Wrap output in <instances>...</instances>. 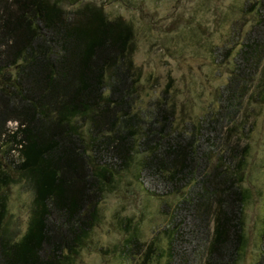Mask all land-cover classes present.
<instances>
[{
	"label": "trees",
	"instance_id": "trees-1",
	"mask_svg": "<svg viewBox=\"0 0 264 264\" xmlns=\"http://www.w3.org/2000/svg\"><path fill=\"white\" fill-rule=\"evenodd\" d=\"M81 1L0 0V264H74L100 200L138 153L135 180L149 172L182 194L166 264H183L178 253L190 246L203 254L201 264H236L247 244L243 208L251 192L243 186L248 144L235 122V92L264 66V0L237 43L218 108L182 129L168 87L148 109L137 105L132 24ZM20 182L33 197L15 239L4 227V190ZM155 247L146 246L144 260L160 256ZM123 248L142 250L134 232ZM192 257L186 264H198Z\"/></svg>",
	"mask_w": 264,
	"mask_h": 264
},
{
	"label": "rangeland",
	"instance_id": "rangeland-1",
	"mask_svg": "<svg viewBox=\"0 0 264 264\" xmlns=\"http://www.w3.org/2000/svg\"><path fill=\"white\" fill-rule=\"evenodd\" d=\"M88 1L102 5L109 18L121 16L134 28L132 59L140 73L139 108L148 109L168 87L175 104V124L182 129L189 123L197 124L218 108L223 87L234 67L237 43L254 21L257 0H82L81 3ZM259 70L254 76L256 81L240 83L235 92L240 95L235 122L240 133L245 134L242 144H248L243 186L251 192L243 208L247 244L236 264H256L264 254L261 240L264 66ZM14 126L9 124L10 128ZM142 156L135 154L131 165L119 173L116 187L103 195L98 206L99 219L74 264H166L167 233L179 224L173 209L182 194L168 191L171 187L149 172L135 180ZM181 190L185 192L187 188ZM4 191L8 208L4 227L17 239L27 226L32 191L25 182ZM209 228L210 225L208 233ZM131 232L141 251L125 252L123 244ZM151 241L155 242V252L160 256L150 254L144 260L146 246ZM192 248L187 253L180 248L182 254L178 255L183 264L192 255V263H202L203 254Z\"/></svg>",
	"mask_w": 264,
	"mask_h": 264
}]
</instances>
